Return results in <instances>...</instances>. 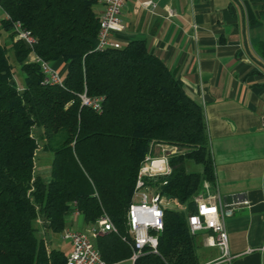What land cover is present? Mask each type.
<instances>
[{
  "label": "trees",
  "instance_id": "trees-1",
  "mask_svg": "<svg viewBox=\"0 0 264 264\" xmlns=\"http://www.w3.org/2000/svg\"><path fill=\"white\" fill-rule=\"evenodd\" d=\"M0 1L10 15L0 18V264H65L50 234L62 235L73 205L88 225L103 212L116 224L98 238L106 262L131 257L127 213L141 164L161 144L179 148L170 172L148 178L168 198L164 228L158 251L146 247L135 264H200L189 215L216 181L203 105L145 40L97 48L96 0ZM16 20L36 36L38 55L67 62L63 85L44 81L31 48L15 38ZM257 50L264 59V40ZM85 87L103 96L101 111L81 103ZM39 148L53 152L48 181L35 171Z\"/></svg>",
  "mask_w": 264,
  "mask_h": 264
},
{
  "label": "crops",
  "instance_id": "crops-1",
  "mask_svg": "<svg viewBox=\"0 0 264 264\" xmlns=\"http://www.w3.org/2000/svg\"><path fill=\"white\" fill-rule=\"evenodd\" d=\"M139 1L125 0V27L117 37L122 45L145 40L177 72L204 107L216 173L211 192L225 201L236 195L249 200L227 217L231 257L207 244L211 230L195 233L200 264H264V59L257 50L264 40V0H154V10ZM52 65L68 64L60 59ZM91 226L80 212L69 215L67 227ZM108 231L92 236L97 246ZM66 241L68 254L72 243Z\"/></svg>",
  "mask_w": 264,
  "mask_h": 264
},
{
  "label": "built area",
  "instance_id": "built-area-1",
  "mask_svg": "<svg viewBox=\"0 0 264 264\" xmlns=\"http://www.w3.org/2000/svg\"><path fill=\"white\" fill-rule=\"evenodd\" d=\"M96 1L104 6L100 12L97 48L121 47L122 43L117 33L125 27L121 16L125 0ZM139 4L142 8L150 10H154L157 6L154 0H141ZM0 10L4 12L6 18H10L9 13L4 11L1 1ZM171 14L174 15V12L171 11ZM14 30L15 38L21 39L31 48V60L41 64L45 74L44 81L63 85L64 78L59 70L35 52L37 38L33 32L24 27L20 20L14 22ZM80 99L83 105L96 111H101L103 108V96L90 94L86 87L80 93ZM158 152L161 155L147 154L142 162L133 201L127 213L129 231L133 236L131 258L134 262L145 253L146 247H150L155 252L158 251V235L164 228V213L168 198L148 184V178L170 172L169 156L179 152V148L174 145L161 144ZM209 185L208 182L205 183L207 189ZM207 191L195 198L196 211L189 215L191 232L195 234L203 229L211 230L212 232L206 239L207 244L219 245L223 256L231 257L227 217L234 213L237 206L249 203V200L236 195L232 201H225L220 192H210L209 189ZM71 212L79 213L80 211L76 205H73ZM106 230L117 231L116 224L107 212H103L98 221L87 230L66 227L62 232V237L71 241L72 249L67 255L65 264H106L101 250L92 238Z\"/></svg>",
  "mask_w": 264,
  "mask_h": 264
},
{
  "label": "rangeland",
  "instance_id": "rangeland-1",
  "mask_svg": "<svg viewBox=\"0 0 264 264\" xmlns=\"http://www.w3.org/2000/svg\"><path fill=\"white\" fill-rule=\"evenodd\" d=\"M2 16H4V12L0 10V18H2ZM1 27V24H0ZM5 36V34H4ZM55 63V62H54ZM52 63V64H54ZM62 78H64L66 76V72L67 69L65 68H61L58 69ZM17 81L20 85H23L24 82V77L21 71L18 70V74H17ZM33 131L35 133V135L38 137V139L40 140V143L42 142V132H43V126L42 125H35L33 128ZM155 155H161L160 152H156ZM52 159H53V152L51 150H47V149H43V148H39L36 151V156H35V171L38 174H41L42 177L48 181L51 178V170H52ZM193 168L195 169H200L201 165L197 164V163H193L192 164ZM209 191H213L212 187L209 185ZM207 187L204 184V190L202 193H206L208 192ZM215 192H217L216 190H214ZM170 204L172 205L173 202L170 201ZM50 239H51V244L54 246H59L61 248H63L64 250H68L67 247H65V244H67V241L63 238L60 237L59 234H55V233H51L50 234Z\"/></svg>",
  "mask_w": 264,
  "mask_h": 264
}]
</instances>
